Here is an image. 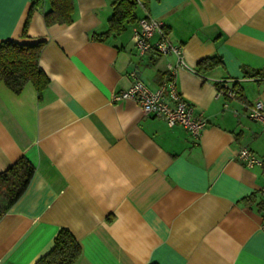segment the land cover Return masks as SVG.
Masks as SVG:
<instances>
[{
	"label": "crops",
	"instance_id": "1",
	"mask_svg": "<svg viewBox=\"0 0 264 264\" xmlns=\"http://www.w3.org/2000/svg\"><path fill=\"white\" fill-rule=\"evenodd\" d=\"M32 1L0 8V41H44L49 79L41 98L31 82L19 93L0 82V172L21 156L34 166L0 218V264H35L62 227L81 247L75 264H264V133L246 114L264 102V0H140L136 21L104 41L94 35L108 29L111 0H74L72 22L50 26L42 1L22 35ZM146 16L183 48L177 86L207 120L197 138L113 99L132 72L154 90L175 64L138 56ZM212 56L215 67L195 71ZM241 147L261 164L243 167Z\"/></svg>",
	"mask_w": 264,
	"mask_h": 264
},
{
	"label": "trees",
	"instance_id": "2",
	"mask_svg": "<svg viewBox=\"0 0 264 264\" xmlns=\"http://www.w3.org/2000/svg\"><path fill=\"white\" fill-rule=\"evenodd\" d=\"M42 1L48 3L44 12L45 25L69 24L72 22L74 0H33L22 27L26 35L31 15ZM112 14L108 19V29L94 38L104 41L110 33H120L125 25L136 21L137 0H111ZM44 41L21 43L14 40L0 41V82L11 91L19 93L31 82L41 98L49 79L39 66V56ZM216 56L202 59L196 72L211 69L219 63ZM34 172L30 160L21 156L13 164L0 172V218L26 189ZM81 254V247L73 234L65 227L56 233L51 249L41 256L35 264H75ZM153 264V263H152Z\"/></svg>",
	"mask_w": 264,
	"mask_h": 264
},
{
	"label": "built area",
	"instance_id": "3",
	"mask_svg": "<svg viewBox=\"0 0 264 264\" xmlns=\"http://www.w3.org/2000/svg\"><path fill=\"white\" fill-rule=\"evenodd\" d=\"M137 2L142 5L140 0ZM154 34L157 35V38L152 41L151 37ZM133 44L138 56H142L147 51H155L163 55L171 53L176 57L175 64L167 65L164 79L154 90L150 89L137 77L136 73L132 72L130 74L133 78L132 85L115 94L113 99H132L139 105L144 115L158 116L170 126L181 125L192 137L197 138L206 127L207 120L203 113L195 111L194 106L183 97L178 89V70L187 67L182 46L173 44L164 31L162 23L150 16L139 19L138 28L133 34ZM221 84L223 83L218 85L219 93H224L228 97L235 96L233 90L227 86L222 89ZM246 114L249 119L260 124L261 131L264 133V102L254 101L247 106ZM237 158L245 168L261 164V160L248 147H241L238 150ZM260 191L264 195V186Z\"/></svg>",
	"mask_w": 264,
	"mask_h": 264
},
{
	"label": "snow or ice",
	"instance_id": "4",
	"mask_svg": "<svg viewBox=\"0 0 264 264\" xmlns=\"http://www.w3.org/2000/svg\"><path fill=\"white\" fill-rule=\"evenodd\" d=\"M4 2H5V0H0V8H2Z\"/></svg>",
	"mask_w": 264,
	"mask_h": 264
}]
</instances>
